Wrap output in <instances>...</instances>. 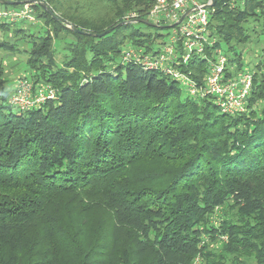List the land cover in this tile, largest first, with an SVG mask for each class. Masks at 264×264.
<instances>
[{
	"label": "trees",
	"instance_id": "16d2710c",
	"mask_svg": "<svg viewBox=\"0 0 264 264\" xmlns=\"http://www.w3.org/2000/svg\"><path fill=\"white\" fill-rule=\"evenodd\" d=\"M41 1L58 20L35 6L46 31L27 35L26 67L56 99L12 109L0 60V264H264V61L245 112L224 114L213 97L121 62L128 46L165 44L158 28L124 19L146 20L155 0ZM223 3L210 16V58L249 43L260 20L264 34V0ZM16 26L0 22L15 38L0 49L26 38ZM56 41L69 45L59 67ZM241 57H228L234 72ZM181 68L203 84L200 55Z\"/></svg>",
	"mask_w": 264,
	"mask_h": 264
},
{
	"label": "built area",
	"instance_id": "2783aa9c",
	"mask_svg": "<svg viewBox=\"0 0 264 264\" xmlns=\"http://www.w3.org/2000/svg\"><path fill=\"white\" fill-rule=\"evenodd\" d=\"M12 5L0 4V22L9 24H37L35 6L40 0H0ZM245 0H224V5L236 9ZM215 0H155L147 21L157 26H171L165 44L155 53H146L143 48H126L121 62L141 67L145 71L160 72L186 90L194 98L213 97L221 113L235 115L245 112L253 84V72H234L228 57L216 50L210 58L206 50L213 49L216 40L209 35L210 16ZM184 16V17H183ZM183 17V19H182ZM134 21L136 14L124 17ZM182 19V20H181ZM193 55L206 60L207 71L203 84L198 85L190 72L181 68ZM56 93L48 85H33L28 80L18 81L10 94L8 105L18 111L39 107L48 100H55Z\"/></svg>",
	"mask_w": 264,
	"mask_h": 264
},
{
	"label": "rangeland",
	"instance_id": "374dc122",
	"mask_svg": "<svg viewBox=\"0 0 264 264\" xmlns=\"http://www.w3.org/2000/svg\"><path fill=\"white\" fill-rule=\"evenodd\" d=\"M41 1V0H40ZM251 26V25H250ZM256 33L254 34L250 33L251 40L249 43L243 46H235L233 45V48L231 50H228L226 45H222L221 47V53L227 57H231L234 53H242V61H243V71H249L253 70L254 66L259 64V62L264 61V55L262 54L261 50L264 47V34H262V21L260 20L259 23H256L255 25ZM17 28H22L25 31L26 38L19 39L15 44L13 51H5L3 49H0V60L2 61L4 70H5V79H6V87L9 90L14 89L16 83L21 80H28L31 82L30 76L32 73L28 70L26 67V60L28 57V51L30 50V43L28 41L27 35H43L45 33V28L42 24V22L37 24H17ZM143 30L146 32H149L151 34H154V31L152 29H148L143 27ZM168 29H158L157 33L162 34L164 36L163 41L167 40L169 35ZM31 38V37H30ZM6 40L9 43L12 41H15V38L13 39L11 34H8L6 36H0V41ZM55 47V57L54 62L57 67L63 65V62L65 60V57L68 55L69 45H67L65 42L56 41L54 44ZM131 48V46H128L126 48ZM124 48V50L126 49ZM133 48V47H132ZM261 71L264 72V65H261ZM32 83V82H31ZM49 86V85H48ZM183 93L186 94V90L184 88ZM11 91V92H12ZM235 260V261H234ZM230 258V263L232 264H255L252 258L244 256L239 257L238 260Z\"/></svg>",
	"mask_w": 264,
	"mask_h": 264
},
{
	"label": "water",
	"instance_id": "95a60500",
	"mask_svg": "<svg viewBox=\"0 0 264 264\" xmlns=\"http://www.w3.org/2000/svg\"><path fill=\"white\" fill-rule=\"evenodd\" d=\"M37 3V5L40 7V8H42L44 11H46V13L49 15V16H51L53 19H55V20H58V18L53 14V12L51 11V9L43 2V1H37L36 2ZM0 4H3V5H12V3H10V2H6V1H0ZM184 17V16H183ZM183 17H182V19H183ZM181 19V20H182ZM127 22H122V23H119L117 26H115L113 29H115L116 27H119V26H122V25H124V24H126ZM133 23H141V24H144V25H148V26H150V27H153V28H158V29H168L169 30V28H171V27H173L174 25H171V26H167V27H165V26H157V25H154V24H152V23H150V22H148L147 20H136V21H133ZM67 28L68 29H70L72 32H74V33H78V34H81V35H87V36H89V37H94V38H101V37H103V36H105V35H107V34H109L111 31H112V29H108V30H106V31H104L103 33H101V35L100 34H93V33H88V32H84V31H80V30H78V29H76V28H74V27H72L71 25H67Z\"/></svg>",
	"mask_w": 264,
	"mask_h": 264
}]
</instances>
